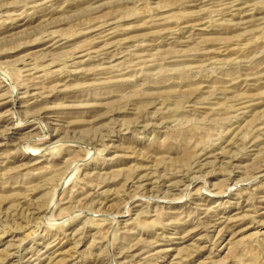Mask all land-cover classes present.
Wrapping results in <instances>:
<instances>
[{"label":"rangeland","instance_id":"rangeland-1","mask_svg":"<svg viewBox=\"0 0 264 264\" xmlns=\"http://www.w3.org/2000/svg\"><path fill=\"white\" fill-rule=\"evenodd\" d=\"M0 264H264V0H0Z\"/></svg>","mask_w":264,"mask_h":264}]
</instances>
